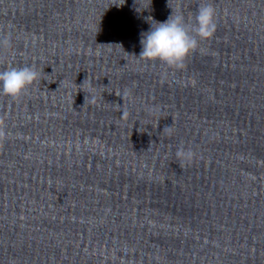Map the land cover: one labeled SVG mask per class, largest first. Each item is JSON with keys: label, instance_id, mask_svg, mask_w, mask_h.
Here are the masks:
<instances>
[{"label": "clouds", "instance_id": "obj_1", "mask_svg": "<svg viewBox=\"0 0 264 264\" xmlns=\"http://www.w3.org/2000/svg\"><path fill=\"white\" fill-rule=\"evenodd\" d=\"M150 24V29L141 33L138 58L181 70L193 53H203L201 42L214 36L217 30L216 9L211 3H203L194 15V22L186 21L180 12H172L164 22L153 21ZM7 44V40H0V45ZM39 77L40 73L35 66L11 67L0 71V94L13 99L19 98ZM88 99L85 96V102ZM163 132L171 135L172 125L165 126ZM2 135L0 132V136ZM175 156L179 164H191L196 159V153L183 146L177 149Z\"/></svg>", "mask_w": 264, "mask_h": 264}]
</instances>
